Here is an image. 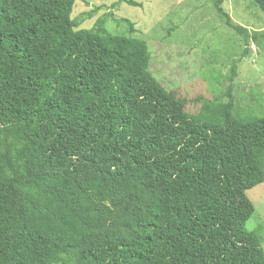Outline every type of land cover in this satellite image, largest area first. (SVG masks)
Wrapping results in <instances>:
<instances>
[{"label": "trees", "instance_id": "trees-1", "mask_svg": "<svg viewBox=\"0 0 264 264\" xmlns=\"http://www.w3.org/2000/svg\"><path fill=\"white\" fill-rule=\"evenodd\" d=\"M75 1L0 0V264H264V116L230 92L221 124L185 112L146 42L77 29Z\"/></svg>", "mask_w": 264, "mask_h": 264}, {"label": "rangeland", "instance_id": "rangeland-1", "mask_svg": "<svg viewBox=\"0 0 264 264\" xmlns=\"http://www.w3.org/2000/svg\"><path fill=\"white\" fill-rule=\"evenodd\" d=\"M133 1L140 7L120 0H86L87 5L77 0L70 18L77 29H90L104 19L108 32L145 41L150 73L185 102V112L221 124L230 92L234 116H264V13L250 0H224L221 7L231 23L250 37L256 34L255 41L226 26L212 0ZM121 19L133 23L135 32L129 33ZM246 196L255 208L245 225L252 231L264 226V183Z\"/></svg>", "mask_w": 264, "mask_h": 264}]
</instances>
